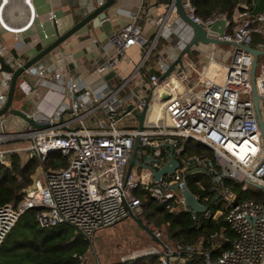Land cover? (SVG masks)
Here are the masks:
<instances>
[{
	"label": "built area",
	"instance_id": "built-area-1",
	"mask_svg": "<svg viewBox=\"0 0 264 264\" xmlns=\"http://www.w3.org/2000/svg\"><path fill=\"white\" fill-rule=\"evenodd\" d=\"M7 1L0 5V25L17 33L33 24L36 18L33 3L23 0L31 14L27 26L18 30L5 26L2 14ZM103 3L101 0L100 5ZM258 3L259 0L242 3L231 13H215L203 21L196 15L191 0H182L186 15L202 25L208 34L213 25L224 21L223 35L214 32L212 38L231 48L219 49L215 43L199 41L192 51L204 65L196 80H192L189 68L197 61L190 64L183 61L163 80L158 74L147 77L142 73L145 60L129 75L124 74L123 64L134 63L131 51L148 44V38L136 24L140 12L132 14L128 24L110 37L113 51L92 73L93 77L111 75L114 84L103 82L96 90L86 83L87 79H68L65 66L73 58L60 49L51 53V60L27 69L17 87V93L25 100L33 104L40 98L30 77L38 79V87H48L62 97L73 96L74 99L50 117L32 115L38 124L48 125L47 128H34L11 114L0 116V164L9 166L12 154L27 161L37 157L42 162L51 154L59 153L68 159L69 165L58 170L40 168L33 185L23 191L21 203L17 207L8 204L0 208V250L30 210L37 211V220L43 229L69 225L90 241L98 231L123 222L131 213L140 215L143 200L139 193L148 194L173 213L186 211L184 191L189 189L187 180L192 172V159L179 160L178 156L186 142L194 140L214 153L215 164L205 163L212 176L213 190L224 198L226 210H208L202 215H192L193 219L223 215L236 235L232 249L224 252L216 263L211 261V253L205 251L206 263L261 264L264 259V202L238 201L236 194L225 185L229 179L239 183L243 191L254 184L264 187V144L254 107L253 55L241 47H251L254 35L264 37V8L259 9ZM48 19L56 20L54 12H50ZM151 22L158 26L152 47L161 37L168 40L171 46L167 57L172 62L194 38L193 29L180 17L174 1ZM257 49L264 51V45ZM0 51L15 70L24 65L6 47H0ZM261 58L256 71V88L261 97L259 104L264 121V55ZM159 68L164 72L169 64L161 60ZM11 80V74L0 75V110L7 102ZM143 88L150 89V93L146 90V94ZM149 95L151 101L144 128L139 130L138 125L127 123L128 116L134 114L128 109L124 111V104L132 100L133 109L142 110ZM157 104H162V117L154 120L152 115ZM65 111L71 114L66 121L63 120ZM100 112H105L106 117L90 126L88 120ZM136 138L141 145L147 146L137 152L142 165L159 171L169 162L171 144L180 168L159 181L149 168L139 166L145 170L139 172L134 166L128 171ZM155 236L160 240L157 244L161 251L155 247H140L123 256L122 262L158 255L161 264H186L189 257L203 250L201 245L162 242L161 232H156ZM223 238L228 242V237ZM86 256L79 257L81 264Z\"/></svg>",
	"mask_w": 264,
	"mask_h": 264
},
{
	"label": "trees",
	"instance_id": "trees-1",
	"mask_svg": "<svg viewBox=\"0 0 264 264\" xmlns=\"http://www.w3.org/2000/svg\"><path fill=\"white\" fill-rule=\"evenodd\" d=\"M250 1L253 0H191L196 15L203 21L210 19L215 13H231L239 4ZM258 7L264 8V0H259ZM261 45H264V37L254 35L251 47L257 49ZM18 96L19 94L16 98ZM178 159H199L215 164L213 151L194 140L186 142ZM10 162L9 166L0 164V208L8 204L17 207L21 203L23 191L33 185L41 166L45 170H58L69 165L68 159L59 153L51 154L42 162L37 157L25 161L20 155L12 154ZM187 183L200 203L209 210L216 211L214 203L218 192L213 190L212 176L207 171L200 179L190 175ZM225 185L236 194L238 201L264 202L263 189L250 185L247 191H243L239 183L229 179L225 181ZM138 195L143 204L142 213L136 216L137 219L151 230L164 227L165 235L161 230L157 231L162 233V242L203 247L201 252L189 257L186 264H207L204 258L205 251L211 253V261L216 263L224 252L232 249L236 235L223 218L215 220L201 217L195 221L192 214L186 211L173 213L148 194ZM222 236L228 237V242ZM91 246L90 239L69 225L43 229L38 223L37 211L30 210L21 218L2 246L0 264H81L79 257L87 255ZM113 264H161V262L158 255H147Z\"/></svg>",
	"mask_w": 264,
	"mask_h": 264
},
{
	"label": "crops",
	"instance_id": "crops-1",
	"mask_svg": "<svg viewBox=\"0 0 264 264\" xmlns=\"http://www.w3.org/2000/svg\"><path fill=\"white\" fill-rule=\"evenodd\" d=\"M3 1L4 0H0V5ZM29 1L33 3L36 12V18L32 25L17 33L0 25V47H6L12 55L24 64L53 42L58 34H63L75 26L86 14L94 9V6L100 5L101 0ZM102 1L106 2L107 0ZM172 1L173 0H145L143 6H141L142 0H118L109 8L107 20L103 21L99 26L89 23L78 32L74 33L57 48L70 54L73 58L72 62H68L65 66L68 79H87L86 83L96 90L102 86L103 82L111 85L114 84L115 80L113 76L93 77L92 73L97 64L112 53L113 50L110 45V37L128 24L132 14L136 12H140V17L136 24L148 38V44L143 48L135 47L131 51V58L134 63L123 64L124 74L129 75L141 61L145 60L142 73L147 77L153 74H158L162 77L166 71L163 72L159 68V63L161 60H166L169 66L171 65L172 61L167 57V52L171 45L168 40L161 37L156 41L154 47H152V43L157 37L158 26L151 21L161 16ZM50 12H54L56 16V20L53 22L48 19ZM30 17L29 6L23 0H8L3 7V23L12 30H18L27 26ZM191 53L194 58L186 55L183 60L186 64H190L192 61L196 63L197 61V64H194V66H198L197 73L191 71L189 68L192 80H196L204 63L198 62L199 60L196 53H193V51H191ZM48 60H51V53L43 61ZM261 60L262 58L260 56L258 61L260 62ZM3 75L4 74H1V77ZM21 80L20 78L19 82ZM37 80L36 77H30L33 88L40 94L38 101L33 103V114H35L37 118L50 117L56 110H59V108L69 106L73 102V96L62 97L58 93L52 92L48 87H38L36 84ZM143 90L146 94L148 93L147 91L150 93V89L148 88H143ZM133 102L132 100H127L124 104V111H127ZM70 117L71 114L69 111L63 113V120L66 121L70 119ZM105 117L106 113L100 112L95 118L89 119L88 123L90 126H94L96 120L104 119ZM126 120L127 123L130 122L129 124L137 127L138 118L136 116H128ZM147 152L149 153L150 151L147 150ZM24 159L23 157V160ZM205 162L207 161L199 163L197 160L192 159L191 176H193V178L200 179L206 174V171L209 172L206 165L207 163ZM215 201L214 206L217 209L213 212H225L226 202L224 198L222 196H216ZM220 218H223L225 222L223 215H218L213 219L218 220ZM155 233L156 232H154V234ZM150 238L151 241H153L152 237ZM153 242L159 243L156 241ZM188 262L189 259L187 260V263ZM261 264H264V259Z\"/></svg>",
	"mask_w": 264,
	"mask_h": 264
},
{
	"label": "water",
	"instance_id": "water-1",
	"mask_svg": "<svg viewBox=\"0 0 264 264\" xmlns=\"http://www.w3.org/2000/svg\"><path fill=\"white\" fill-rule=\"evenodd\" d=\"M118 0H107L102 5L94 6V9L86 14V16L79 21L75 26H73L70 30L63 34H58L57 38L51 42L48 46H46L43 50H41L36 56H34L31 60L26 62L22 67L18 69H14L9 63H7L4 56L1 54L0 51V75L1 74H11L12 80L10 89L8 91V98L5 106L0 110V116L5 114H11L16 117L21 118L26 124L34 127V128H47L48 125L46 124H38L34 117L32 116L34 113V106L30 100H25L23 106L18 109L13 106L14 101L17 96V87L18 82L21 77H23L24 72L32 66H39L43 60L52 53L55 49H57L60 45H62L67 39H69L74 33L78 32L84 26L88 25L89 23L94 24L95 26H99L103 21L107 20L108 18V10L111 8ZM175 5L178 8V12L180 17L193 29L194 31V38L190 43H188L185 48L180 52L177 59L171 63L169 68L166 72L162 75L161 79H165L174 72L175 68L178 65L183 64V59L186 55H191L192 48L201 41L204 44L208 43H215L217 45L224 44L222 41L218 40L215 37L214 32H218L219 34L223 35L225 31L224 21H218L215 25L211 27V33H207L203 26L196 23L192 19H190L183 8L182 0H173ZM1 43V38H0ZM231 45H235L231 43ZM247 51H249L253 55V63H252V84H253V95H254V107L256 110L259 126L262 133L263 144H264V121L261 114L260 109V99L256 88V71L258 68V59L260 56L264 55V51L257 50L250 46H243ZM145 105L142 110L133 109V106L130 105L128 111H132L134 116L138 118V129L142 130L144 128L145 119L147 115V111L149 109V103L151 101V95L145 98ZM147 146L141 145L139 138L135 139L134 151L132 158L128 165V171H131L134 166H141L143 168H149L154 175L156 181H159L164 175L173 174L180 168V162L176 159L174 155V148L173 145H169L170 153H169V162L165 164L159 171H156L150 168L147 165H142L139 160L137 159V152L139 149L146 148ZM212 165V163H210ZM253 186L264 189V187L254 184ZM185 197V205H186V212L192 215H202L203 213L207 212L209 208L202 203H200L198 197L191 192L190 189L184 191ZM130 218L135 220L150 236L152 237L153 241L160 242V240L155 236L154 232H152L145 224L137 219L134 214H130Z\"/></svg>",
	"mask_w": 264,
	"mask_h": 264
},
{
	"label": "rangeland",
	"instance_id": "rangeland-1",
	"mask_svg": "<svg viewBox=\"0 0 264 264\" xmlns=\"http://www.w3.org/2000/svg\"><path fill=\"white\" fill-rule=\"evenodd\" d=\"M219 49L230 50L231 48L229 45L219 44ZM197 69L198 66H192V68H190L191 71L196 73ZM24 101V97L19 95L18 98L15 99L13 106L20 109ZM261 108L263 109V106H261ZM157 116L160 118L159 114ZM135 168L139 172L145 171L139 166H135ZM158 230H161L164 235L166 234L164 227L162 229L153 228L151 231L157 232ZM150 237L151 236L135 220L132 218L125 219L123 222L108 229L100 230L95 234L92 239V246L82 263L113 264L122 262L121 259L123 256L140 250V247H145L147 249L154 247L159 248L158 244L151 241Z\"/></svg>",
	"mask_w": 264,
	"mask_h": 264
},
{
	"label": "bare ground",
	"instance_id": "bare-ground-1",
	"mask_svg": "<svg viewBox=\"0 0 264 264\" xmlns=\"http://www.w3.org/2000/svg\"><path fill=\"white\" fill-rule=\"evenodd\" d=\"M157 108V109H156ZM159 114V116H160V118L162 117V104H157V105H155V111H154V113H153V115H152V118L154 119V120H156V119H158V115Z\"/></svg>",
	"mask_w": 264,
	"mask_h": 264
}]
</instances>
